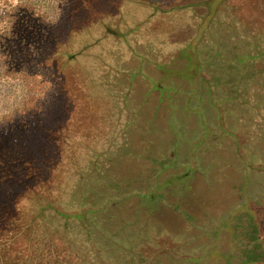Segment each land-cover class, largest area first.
Returning a JSON list of instances; mask_svg holds the SVG:
<instances>
[{
  "label": "rangeland",
  "instance_id": "rangeland-1",
  "mask_svg": "<svg viewBox=\"0 0 264 264\" xmlns=\"http://www.w3.org/2000/svg\"><path fill=\"white\" fill-rule=\"evenodd\" d=\"M263 47L264 0H2L0 128L46 148L76 259L235 264L243 214L264 239Z\"/></svg>",
  "mask_w": 264,
  "mask_h": 264
},
{
  "label": "trees",
  "instance_id": "trees-1",
  "mask_svg": "<svg viewBox=\"0 0 264 264\" xmlns=\"http://www.w3.org/2000/svg\"><path fill=\"white\" fill-rule=\"evenodd\" d=\"M27 12L26 9L19 10L14 16L23 17ZM9 39H13V36ZM38 52L15 51V62L20 67L16 73H23L26 62L38 63L57 54L53 51L47 57L39 54L38 58ZM261 52L264 59V47ZM239 76L242 81L244 76ZM24 123H13L16 128L9 126L7 130L0 128V264H82L81 258L76 259L73 243L65 239L66 225L74 220L69 219L68 215L64 219L55 215L59 212L66 214L56 210L61 203L64 181L57 176H40L42 165L45 171H55V165L49 158L47 161L39 160L44 154L48 155L46 148L43 151L39 145L24 146L23 132H27ZM79 211L88 214V209ZM49 213L62 221L60 232L56 227L51 229L42 225L45 215ZM84 220L76 223L87 230L88 220ZM231 230L232 240L238 241L240 246L235 264H264V239L253 217L239 215L233 219Z\"/></svg>",
  "mask_w": 264,
  "mask_h": 264
},
{
  "label": "clouds",
  "instance_id": "clouds-1",
  "mask_svg": "<svg viewBox=\"0 0 264 264\" xmlns=\"http://www.w3.org/2000/svg\"><path fill=\"white\" fill-rule=\"evenodd\" d=\"M10 2L15 6L19 5L21 0H10ZM0 3H2V0H0ZM4 115L5 114H0V123H3Z\"/></svg>",
  "mask_w": 264,
  "mask_h": 264
}]
</instances>
